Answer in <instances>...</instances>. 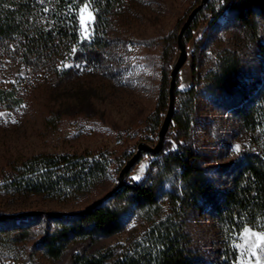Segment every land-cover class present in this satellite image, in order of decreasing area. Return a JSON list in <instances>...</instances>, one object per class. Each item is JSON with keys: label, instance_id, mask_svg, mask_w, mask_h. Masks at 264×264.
I'll list each match as a JSON object with an SVG mask.
<instances>
[{"label": "rangeland", "instance_id": "1", "mask_svg": "<svg viewBox=\"0 0 264 264\" xmlns=\"http://www.w3.org/2000/svg\"><path fill=\"white\" fill-rule=\"evenodd\" d=\"M197 1L84 0L78 10L79 41H95L94 49L62 58L59 76L0 58V80L19 100L12 108L0 107V214L74 212L85 207L113 189L140 141L156 143L167 110L158 109L165 40ZM206 3L191 37L183 35L187 58L178 72L173 114H185L194 147L209 154L210 163L221 164L248 148L250 133L235 108L243 88L249 90L264 80V55L259 50L264 44V4L236 1L227 8L224 0ZM169 51L170 69L178 46ZM191 83L193 88L186 90ZM176 131L172 118L164 152L152 155L143 150L130 167L127 174L132 180L158 172L159 192L152 205H128L120 232L97 239L76 237L53 258L41 239L60 223L45 218L22 226L0 222V264H71L75 251L148 253L160 244L158 232L164 227L177 230L182 243L187 242L198 257L213 259L223 234L211 218L197 217L181 205L178 169L164 161V155L176 148ZM63 153L108 157L109 172L81 192L68 194L17 189L8 183L34 156ZM152 159L158 163L149 167ZM207 174L219 188L229 179L227 172L214 167ZM237 234L229 239L231 246ZM235 250L236 262L240 254ZM255 260L249 258L248 264Z\"/></svg>", "mask_w": 264, "mask_h": 264}, {"label": "trees", "instance_id": "2", "mask_svg": "<svg viewBox=\"0 0 264 264\" xmlns=\"http://www.w3.org/2000/svg\"><path fill=\"white\" fill-rule=\"evenodd\" d=\"M83 1L0 0V58L21 62L36 72H53L59 76L62 58L83 48L94 49L95 41L86 44L79 41L78 10ZM236 1L264 4V0H224L223 4L232 8ZM206 7L207 3L194 15L184 37H191L192 30L198 25V17ZM189 11L165 40L159 110L167 107L169 100L171 68L168 66L172 57L169 47L172 49L177 45V33ZM259 48L264 55V44L260 43ZM178 74L175 76L174 95L179 83ZM5 86L6 83L0 80V107L12 108L19 100ZM192 88L193 83L186 90ZM242 92L235 112L241 125L249 131L250 139L248 148L242 150L238 157L221 164L210 163L212 157L194 147L190 139L191 126L185 114H173L177 128L173 136L176 148L164 155V161L178 169L181 205L197 217L211 218L223 234L222 244L214 258L198 257L189 249L187 242L182 243L183 236L177 230L171 232L164 227L158 232L160 244L154 251L133 250L118 254L110 249L90 253L75 251L71 264H234L237 253L229 239L245 226L264 229V80L249 90L243 88ZM168 143L151 154H162ZM157 163L152 159L149 167ZM22 165L8 180L11 186L68 194L81 192L87 185L105 178L110 160L108 157H91L90 154H41ZM210 167L227 172L229 179L224 188H219L217 182L208 176ZM157 182L158 172H149L139 180H132L127 174L120 185L117 182L112 187L115 188L112 193L98 197L76 210L79 211L77 213L23 212L0 217V222L14 221L17 226H22L28 221L45 218L60 223L61 226L54 230L48 228L41 239L47 253L58 258L76 237L97 239L120 232L124 228V212L130 203L145 206L156 202Z\"/></svg>", "mask_w": 264, "mask_h": 264}, {"label": "water", "instance_id": "3", "mask_svg": "<svg viewBox=\"0 0 264 264\" xmlns=\"http://www.w3.org/2000/svg\"><path fill=\"white\" fill-rule=\"evenodd\" d=\"M207 0H200V2L193 6L190 12L188 13L186 19L184 20L182 26L180 27L178 33H177V46L179 49V55L177 57V60L175 61L173 67L171 68L170 72V85H169V100H168V106L166 110V114L163 118L162 124L160 126V129L158 131V139L154 145L148 144L145 141H140L137 144V148L133 155L125 162L121 170L119 171L118 175V185H120L123 182L124 176L128 173L130 167L136 162V160L139 158L141 151H149L151 153H156L158 152L162 145H163V140L164 136L169 128V125L172 121L173 117V112H174V100H175V95H174V84H175V76L179 72V69L181 66L184 64L186 58H187V51L185 44L183 42V35L184 32L186 31L187 27L189 26L192 18L194 15L200 10L205 4ZM115 190V188L111 189L107 193H105L101 198L107 196L109 193H112ZM43 210H33V211H28V212H41ZM48 213H58L57 211H47ZM75 213L79 211H74ZM74 212H69V213H74ZM63 213V212H61ZM17 214H0V217H11L15 216Z\"/></svg>", "mask_w": 264, "mask_h": 264}, {"label": "snow or ice", "instance_id": "4", "mask_svg": "<svg viewBox=\"0 0 264 264\" xmlns=\"http://www.w3.org/2000/svg\"><path fill=\"white\" fill-rule=\"evenodd\" d=\"M236 151H239V146H236ZM233 246L240 254L235 264H248L251 257L256 258L255 264H261L264 259V231L257 233L245 227L236 235Z\"/></svg>", "mask_w": 264, "mask_h": 264}]
</instances>
